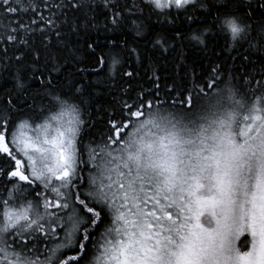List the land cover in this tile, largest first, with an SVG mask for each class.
I'll use <instances>...</instances> for the list:
<instances>
[{"label": "snow or ice", "instance_id": "obj_1", "mask_svg": "<svg viewBox=\"0 0 264 264\" xmlns=\"http://www.w3.org/2000/svg\"><path fill=\"white\" fill-rule=\"evenodd\" d=\"M251 8L245 0H0L3 53H18L6 59L16 75L0 100V264H264V80L241 82L215 64L164 99L158 88L128 94L106 129L85 140L94 125L80 82L57 88L52 77L68 37L96 28L100 14L106 30L137 37L145 12L170 23L183 15L197 27L173 39L207 48L210 30L232 50L264 52V22H253ZM107 48L96 57L101 69L136 51L127 41Z\"/></svg>", "mask_w": 264, "mask_h": 264}, {"label": "trees", "instance_id": "obj_2", "mask_svg": "<svg viewBox=\"0 0 264 264\" xmlns=\"http://www.w3.org/2000/svg\"><path fill=\"white\" fill-rule=\"evenodd\" d=\"M262 0H252L253 22L259 24L264 22V10L259 5ZM203 11V10H201ZM173 15H176L173 10ZM145 17L146 29L143 36H135L130 30L108 31L105 29V18L98 15L96 28L82 31L79 35L68 37L69 48L58 53L59 60L56 64L57 71H52L54 83L57 88H63L71 80L80 82L82 93H78L83 99L82 110L84 119L88 125L85 129V140L98 136L107 127L108 114L119 107V102L128 98V94L135 96L143 90H152L155 95L157 88L161 99L166 93L171 92L175 87L177 91L183 88H191L194 81L203 78L201 74H207L211 66L222 64L225 72H231L242 81L247 74L253 84L264 80V52H259L255 48L245 51L244 48L232 50L225 46V41L218 38L210 30L208 36V46L196 45L187 39L181 41L173 39L178 30L187 36L191 29L197 27L196 24L186 22L183 15H179L175 22H168L156 16ZM171 19V18H170ZM111 27V25H109ZM160 39L161 44L157 45L155 40ZM109 40L123 43L127 41V48L136 49L129 55L127 52L121 58V65L117 69H112L111 61L101 69L96 62V57L101 51L107 52V42ZM167 43H163V41ZM92 44V48L88 45ZM37 48L42 47V41L37 36L35 41ZM4 44L0 43V100L8 98L7 93L13 89L16 69L9 67L5 69L6 59L18 55L14 51H9L6 58L3 53ZM93 52L96 56H93ZM247 56V59L244 57ZM43 63V61H41ZM51 69L52 65L49 64ZM44 71L42 67H37L35 74L39 76ZM125 72H133L131 78L124 76ZM45 80L49 79L47 75ZM38 89V82L33 85ZM176 96V92H172ZM171 103V101H169ZM90 117V119H89ZM43 248V243L40 242Z\"/></svg>", "mask_w": 264, "mask_h": 264}, {"label": "flooded vegetation", "instance_id": "obj_3", "mask_svg": "<svg viewBox=\"0 0 264 264\" xmlns=\"http://www.w3.org/2000/svg\"><path fill=\"white\" fill-rule=\"evenodd\" d=\"M250 1H252V0H245V2H250Z\"/></svg>", "mask_w": 264, "mask_h": 264}]
</instances>
